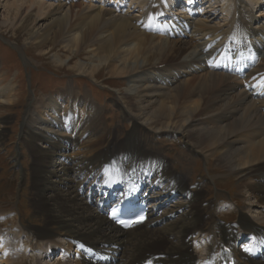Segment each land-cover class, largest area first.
<instances>
[{
  "label": "bare ground",
  "instance_id": "6f19581e",
  "mask_svg": "<svg viewBox=\"0 0 264 264\" xmlns=\"http://www.w3.org/2000/svg\"><path fill=\"white\" fill-rule=\"evenodd\" d=\"M47 1L0 0L7 17L2 28L16 34L22 17L24 21L32 17L42 24L27 33V47L45 50L62 45L73 56L88 52L90 60L72 70L95 80L107 68L110 77L128 79L119 105L132 129L125 141L117 142L111 133L106 136L104 111L94 107L88 94L72 87L36 99L31 114L37 109L39 114L31 117L24 144L33 160V210L45 220L40 229L23 225L20 236L26 231L32 237L28 239L47 241L64 251L58 264L70 263L66 257L73 252L75 264H97L86 258L94 254L106 263L116 259L118 264H141L153 258L156 264H195L191 237L209 221L210 244L200 264H218L227 256L225 247L233 249L240 264H264V216L251 222L244 214L246 203L258 199L256 193L264 195V57L243 53L231 66L225 56L246 48L264 53V17L255 16L246 0H222L224 6L234 1L224 27L211 25L190 10L183 13L185 17L171 13L162 20L170 0H145L135 16L130 8H108L99 2L56 0L54 6ZM184 1L190 3L183 0L182 11L188 9ZM255 6L263 8L264 0ZM54 57L62 63L60 55ZM15 91L13 82L2 85L0 74L2 103L12 105ZM27 116L28 112L26 126L30 124ZM141 130L172 140L183 138L187 154H199L208 165L214 160L230 176L238 177L236 187L243 199L220 200L239 210L216 207L193 191L188 166L182 163L178 170L162 151L148 148L153 143ZM40 143L46 145L40 148ZM126 172L130 183L147 187V199L165 213L142 227L122 231L92 208L86 195L93 187L119 185ZM228 179L223 176L215 186ZM172 200H176L174 207L167 203ZM254 204L249 208H262L264 214V203ZM176 212L181 217L172 220ZM233 215L236 224L224 226L222 219ZM153 222L159 223L153 226ZM243 235L251 236L253 243L234 249ZM58 238L72 240L68 251ZM18 241L12 240L9 246L15 256L5 252L6 244L0 245V264H28L29 260L39 264L38 252L28 256ZM27 245L32 247L29 240ZM50 252L55 254L53 249Z\"/></svg>",
  "mask_w": 264,
  "mask_h": 264
},
{
  "label": "rangeland",
  "instance_id": "374dc122",
  "mask_svg": "<svg viewBox=\"0 0 264 264\" xmlns=\"http://www.w3.org/2000/svg\"><path fill=\"white\" fill-rule=\"evenodd\" d=\"M92 1L93 0H79V2L83 3H92ZM98 1H105L104 4H106V6L110 5L107 6L108 8H112L114 3L122 2L123 4L120 6H129L127 9L130 8L135 16L139 15L141 12L139 6L145 0ZM192 1H200L198 5H203L202 11H193L195 17L200 18L203 16L202 19L209 24L217 27H224L226 25L225 23L229 22L231 18L233 2L235 0L231 4V1H229L228 6H224L225 2L222 0H190L189 5L192 4ZM259 1L262 0H252V2L246 0L255 16L259 17V15H262V17H264V7H258L257 9V6H255ZM182 2L183 0H181L180 3ZM47 3L53 4L54 6L57 5L56 0H48ZM174 3L178 4L179 2L174 1ZM180 3L176 5L179 6L177 7L179 9L175 10V13L171 12L172 14H178L177 17H183V13L186 11H182L183 7L180 6ZM189 8L190 6H188V9ZM205 8H207V10ZM208 11L210 13H208ZM5 15L6 13L4 10L0 8V74L2 75L3 86L8 85L10 82L15 84L16 96L13 97L12 105L3 104L0 100V207H2L0 210L2 218H0V220L2 219L3 221L1 222L4 223V226L0 228V235L3 240L8 239L6 242L10 247H12L10 242L14 239H18L20 241H18V243H20V246L23 245L24 247H22L26 251H29V248L25 245L28 240L30 242L32 241V248L34 247V249H32V252L34 251L33 255H36L37 250H40V252H38L41 259L39 264H58L61 262L59 261L61 257H55V253L53 254L55 258L52 260L50 251L48 252L50 246L48 247L49 243H47V241L40 243L37 240H32V237L28 236L29 234H27L26 231H23V235L21 236L17 231V229L22 228L19 224V220L22 221L25 227L36 229L42 228L44 226L43 221L45 220V216H39L33 210V199L35 195L33 180L31 178L33 160L29 151V146L24 144L26 139L28 141V133H30L31 123H33L31 117L37 118L39 114V109L36 111L34 110V114H31L32 103L35 102L36 99H41L44 96L49 97L57 91L72 87L82 94H88L94 107L100 112L104 111V116L102 115L104 118L101 116V119L102 122L105 123L103 126L109 131V133L107 132L105 135L108 136L111 133L117 142L125 141L131 134L132 125L123 116L119 101L122 98L121 96L127 93L126 89L129 86V80L110 77L107 68L100 71L95 80L80 75L78 71L72 70V68L81 61H88L90 58L88 52L82 53L81 56H73L70 52H66L62 45L56 46L55 49L51 46V48L47 46L45 50H41L35 45H28L27 47V33H31L33 30L39 28L42 22L39 20L36 21L32 17H28L26 21H24V17H22L18 23V25H20L22 22V27L15 34L13 33L14 30H11V28H8V30L7 28H2V22L7 20ZM9 18L12 20L13 16ZM54 54L60 55L62 63L54 57ZM27 112L28 121L30 119V124L28 126L24 125ZM37 127L40 128V126ZM102 131L100 127V132ZM141 133L145 134L146 138L153 143V146L148 145L147 147L162 151V154H164L170 163L173 161L176 162V168L178 170L181 169L179 165H182V163L185 164L184 166H188L189 185H191L193 191L202 193L206 201H216L221 197H225L226 199H230L231 197L237 200L243 199L239 196V191L236 187L239 181L238 177L230 176L229 173L221 168L219 163L214 160L208 161V165L206 159L198 156L199 154H187L185 145L183 144V138L180 139L179 137L177 140H172L168 137H158L156 133H148L144 132V130H141ZM45 145L44 143H40V148ZM107 150L110 151L111 148L107 147ZM20 153H22V156H20ZM17 162L19 163L17 164ZM223 176L229 179L223 182V184L215 186V183H218ZM256 195L259 201L258 199H252L247 203L245 202L246 209L244 208V214H246V217H248L251 222L264 216L262 208H249L252 203H255L254 205L264 203V195L260 193H256ZM179 200L180 202L183 201L182 198H179ZM17 205L19 206L17 207ZM19 209L21 213L20 217L17 219V216H14V214L18 213ZM218 210L219 209L216 211ZM4 215H6V218ZM176 215H178L177 219H179L181 217V212H176ZM15 217L16 222L13 224L12 222H14ZM5 219L8 221L6 224ZM226 222H223L225 223L224 226L236 224L235 216H232ZM210 223L209 221L206 222L207 225L203 223L202 227L204 231L201 230V236L196 234L192 237L194 241L196 240L192 246L194 251L193 254H196L198 258L201 254L206 253L205 247L209 244V238L207 239L206 233H208L209 237V230L211 228L209 225ZM205 230L208 231L206 232ZM194 234H192V236ZM29 237L31 238L28 239ZM57 241L60 242L61 245L68 246L67 248L69 250L71 244L68 243L67 245L65 239L58 238ZM6 242L4 241V244H6ZM67 242H69V240H67ZM22 247H20V249H22ZM32 252H30L31 256H33ZM75 262L76 260L70 261L71 264H75ZM30 263L35 264V261L29 260L28 264Z\"/></svg>",
  "mask_w": 264,
  "mask_h": 264
}]
</instances>
